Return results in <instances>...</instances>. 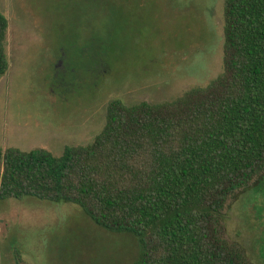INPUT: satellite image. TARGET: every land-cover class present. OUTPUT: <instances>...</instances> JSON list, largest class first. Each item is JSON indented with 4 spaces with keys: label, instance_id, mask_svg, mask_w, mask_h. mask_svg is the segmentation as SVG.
Instances as JSON below:
<instances>
[{
    "label": "rangeland",
    "instance_id": "374dc122",
    "mask_svg": "<svg viewBox=\"0 0 264 264\" xmlns=\"http://www.w3.org/2000/svg\"><path fill=\"white\" fill-rule=\"evenodd\" d=\"M224 3L0 0L10 65L0 79V147L61 155L94 141L114 98L161 103L208 85L224 71ZM101 54L108 65L96 71ZM227 228L264 264V181L237 201ZM18 251L29 264H134L141 246L74 204L0 200V264H18Z\"/></svg>",
    "mask_w": 264,
    "mask_h": 264
},
{
    "label": "trees",
    "instance_id": "16d2710c",
    "mask_svg": "<svg viewBox=\"0 0 264 264\" xmlns=\"http://www.w3.org/2000/svg\"><path fill=\"white\" fill-rule=\"evenodd\" d=\"M8 29L0 12V79ZM223 49L224 71L206 86L161 103L110 100L89 144L0 147V200L74 204L133 234L134 264H256L227 222L264 181V0H225Z\"/></svg>",
    "mask_w": 264,
    "mask_h": 264
},
{
    "label": "flooded vegetation",
    "instance_id": "af4514ba",
    "mask_svg": "<svg viewBox=\"0 0 264 264\" xmlns=\"http://www.w3.org/2000/svg\"><path fill=\"white\" fill-rule=\"evenodd\" d=\"M59 64H61V66L64 67V68L62 69L63 72H67V71L69 70V68H67V66H65L64 59H61V60L59 61ZM106 65H107V64H106ZM106 65H103L102 62H97V63H95V65L92 66V68H93L94 70L97 71V70H99L100 66H105V67H103V68L106 69V68H107ZM61 68H62V67H61Z\"/></svg>",
    "mask_w": 264,
    "mask_h": 264
}]
</instances>
